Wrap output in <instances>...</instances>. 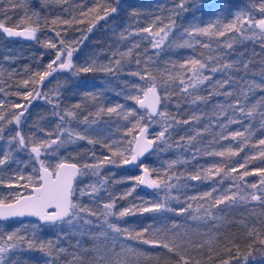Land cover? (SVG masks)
Here are the masks:
<instances>
[{
	"label": "trees",
	"instance_id": "obj_1",
	"mask_svg": "<svg viewBox=\"0 0 264 264\" xmlns=\"http://www.w3.org/2000/svg\"><path fill=\"white\" fill-rule=\"evenodd\" d=\"M180 2L181 0H67L65 3L63 0H0V23L16 28L37 24L40 27L37 32L38 39L34 43L8 41L0 33V71L3 72L0 76V103L4 105L0 108V115L5 118L0 121V126L4 129L0 134L2 136L0 159L5 154L9 155V160L0 166V199L10 202L15 198L16 193H28L30 188L25 190L18 186L8 187V184L27 183L26 180L17 181L16 177L36 175L34 169H38L39 166L34 154L30 152V146L21 149L18 141L12 139L17 132L25 137L26 142L30 139H55L59 125V131L68 127L82 135H87L89 139L98 141L89 144L87 140H77L65 144L56 155L41 156L40 159L48 164L57 163L61 159L77 163L78 166L95 163L96 158L111 155L103 144H112L113 141L121 142L124 147H130L125 143L132 139L127 132L132 124L136 123L137 117L146 116V113L138 109L135 101L128 99V96L142 95L139 89H146L149 84L148 80H142L139 75L132 73L143 74L144 68L147 67L156 77L158 84L168 74L174 77L169 82L168 99L162 100L161 110L175 116L181 123L168 120L172 127L169 129L170 134L166 133L165 136L167 143L158 141L143 165L149 168L151 178H156V171L153 170H158L161 176L164 172H168L169 175L183 174L184 178L179 183L186 186L172 190V196H178L179 201L174 199L165 201L162 189H154L150 193L143 191L134 179L139 176V170L126 169L123 164L104 165L99 177L91 174L79 176L74 186L78 191L87 189L89 185L98 184L101 178L107 177V183L104 184L106 191L101 190L95 198L77 195L73 199H79L83 205L98 213L103 210L105 203L112 201H115L114 212L135 206V215L129 214L122 218L113 216L109 218L110 222L128 229L133 235L138 231L149 229L145 234L148 238H153L152 234L156 232L155 238L169 241L174 238L182 245L176 249L179 253L177 255L161 247L142 244L138 240H121L120 243L145 253V255L129 256L128 264H180V255L189 258L191 264H196L197 261L199 264H222L224 260H230V264H264V247L258 243V239H264V204L250 201L237 203L230 208L220 205L212 209L220 219L194 218L199 217L209 207L212 198L199 197L211 191L213 187L218 190L212 194L216 197L224 192H237V185L245 187L247 184L258 183L261 179L258 175L246 176L243 180H233L232 177H239L245 171L256 172L264 168V157L260 156L264 145L259 144V140L264 139V117L261 115L264 112V89L254 87L248 93L249 106L253 103L257 105V111L252 117L244 116L239 111L233 113L227 105L235 102L239 94L238 89L246 88L248 85H259L264 80V42L257 38L241 41L236 32H229L223 37L195 35L189 38L186 34V30L194 27L216 25V28H219L223 24L231 23L232 8L237 3H244L255 19L264 18V13L259 11L264 5V0H183V10L178 8ZM106 3L117 8V12L109 15L106 20L95 22L94 17L90 15L84 18V24H73L66 34L61 32V35L75 37L78 41L72 46L77 49L73 53V64L81 67L94 61L97 70L76 75L67 71L55 72L44 81L43 85H38L53 103H49L44 98L33 99L24 116L21 117L19 125L14 120L8 123L14 112L23 111V109L11 108L12 103H22L26 106L29 104L20 96L13 95L15 92L23 94L31 90V83L25 88L20 82L28 79L32 72L43 70L52 59V49L44 46L45 38H59L56 37L55 30H61V26L52 25L51 20L58 16L70 18V14L78 15L81 8L87 10L97 4ZM12 5L20 6L12 7ZM174 12H178L179 15H173ZM100 14H103V7L100 9ZM170 17L175 20L174 31L163 47L153 48L150 43L153 37L139 30L152 26L155 32L159 27L168 24ZM92 22H95V27L88 32L87 29ZM121 33L125 34V39L121 38ZM178 33L184 35L178 37ZM230 38H235L232 49L224 47ZM183 40H190L193 47L178 46ZM204 42L210 43L211 48H203ZM130 49V57L120 56V53H126ZM208 57L217 59L208 61ZM190 58L208 61L218 67L220 65L217 60L221 63H233L234 66L246 62L249 66L246 70L241 67L239 71L224 70L214 75L205 70L204 74L213 75L214 81H222L231 76L227 89H219V91H233L234 95L233 97L216 95L217 89L212 87V81H208L197 89H189L190 93L207 98L206 102L198 100L193 104V97L189 93L181 92L184 85L179 83L180 78L186 83L191 81L192 73L188 71L191 66L181 67L187 65ZM117 59L121 60L119 66L115 64ZM137 60L140 61L139 64L136 63ZM109 62L111 63L108 64ZM106 67H112L115 71L100 70ZM57 87L60 93L58 97L54 92ZM158 92L163 96L164 88L158 87ZM56 103L59 104L58 108L54 107ZM77 104L80 108L74 109L73 106ZM117 104L123 105L125 110H135V115L130 116L128 120L103 113L99 116L95 115L99 108L106 109ZM220 105H224L223 111L226 115L221 113ZM67 110L75 111L76 118L66 116L65 121L62 122L55 113L63 114ZM193 114L200 117L198 122L193 121L189 124L182 122L190 119ZM85 117L91 122L90 124L82 123ZM158 119V116L151 118V121L145 118L141 123L148 126V132L152 134L151 124ZM231 119H237L239 122L229 123ZM222 124H227V128H222ZM137 131L138 129L133 131V135ZM235 131L244 132V138L238 137L232 140L229 135L228 139H223V135ZM197 132L200 135L197 136ZM48 133L51 135L49 136ZM193 136H196V139L189 144L188 138ZM181 137L184 139L182 140ZM60 138L64 139V137ZM241 147L243 150L235 156L226 154L221 157L208 154L226 152L228 148L236 151ZM51 151L52 149H48V152ZM173 161L177 163L170 169L168 166ZM241 164H244V167H240ZM216 167L223 168L219 175L215 174ZM231 167H236L237 171L225 176ZM209 168L213 172L209 179L199 181L187 179L189 174H203ZM175 182L173 180V183ZM132 188H135V191L125 196ZM260 188H264V185L255 190L246 188V191L259 193ZM191 196L198 198L189 200L188 197ZM156 202H165L173 211L142 212L140 210L141 206L150 207ZM188 203L192 207L186 212H181L180 210L187 207ZM225 208L227 210L222 212L221 209ZM81 216L85 214L81 213ZM86 219H90L92 224L78 221L76 227L63 223L41 226L34 220L0 223L2 226L0 239H5L12 232H18L34 241V246L31 248L22 243L9 253L8 260L11 264H94L91 259L93 251H104L110 241L100 236L101 232L106 231V226H102V217L98 219L96 216H91ZM157 229L161 231L157 232ZM110 235L115 234L110 233ZM254 238H257V242L252 244ZM208 241H211V244ZM48 242L53 244L51 256L48 255V249L41 251L39 247L40 243ZM250 244H252L251 249ZM60 248L64 251L60 252ZM229 248L231 252L228 251Z\"/></svg>",
	"mask_w": 264,
	"mask_h": 264
},
{
	"label": "snow or ice",
	"instance_id": "obj_2",
	"mask_svg": "<svg viewBox=\"0 0 264 264\" xmlns=\"http://www.w3.org/2000/svg\"><path fill=\"white\" fill-rule=\"evenodd\" d=\"M63 2H67V0H63ZM20 5H12V7H19ZM103 7V14H100V9ZM178 8L183 10L184 3L183 0L178 5ZM261 13H264V5L259 8ZM117 12V8L111 6L110 3H106L104 5H99L84 10L81 8V11L78 15H71L70 18H62L56 17L51 20V24L56 26H61V30H55L56 37H59L57 41L48 40L44 43L46 48L53 49V59L47 63V65L43 68V70H38L32 72L28 79L22 80L20 83L28 88L31 83V90L26 93L15 92L13 95L20 96L22 100L28 101L29 104L26 106L22 103H12L10 105L13 109H23L19 113H13L12 118H10L7 122L12 123L14 120L17 125L21 122V117L24 116L27 111V107L30 106V102L33 99L44 98L48 100L49 103H53L52 100L48 99V94L44 93L40 90L38 85H43L44 81L47 80L50 76H53L55 72L58 71H67L74 75L83 73L93 72L96 69L95 62L93 61L91 64L86 66L77 67L73 64V53L77 50L72 47L74 43H78L75 40H66L61 32L63 31L65 34L70 29L73 24H84L86 17L92 15L94 17V21L98 22L100 20H106L107 17L111 14ZM173 15H179L178 12H174ZM95 22L90 23L87 31L91 32L92 28L95 27ZM239 22V25H238ZM247 25V27H245ZM175 20L170 17L169 23L165 24L158 28L157 31L153 32L152 26L145 27L140 29L139 31L148 33L153 39L150 41L152 47L155 49H159L164 46L165 42L169 40V36L174 31ZM0 29H2L9 37L13 36H22L30 40H37V32L40 30L39 24L36 26H28L25 27L21 31L15 30L13 27H6L3 23H0ZM215 29V31H214ZM258 30V31H256ZM229 32H236L238 36L241 38V41L257 38L261 42H264V18L255 19L253 17H244L241 14L236 15L235 19L231 23H226L221 25L219 28H216V25H209L208 27H194L186 30V34L189 38L195 35H202L211 37L212 35L223 37ZM184 33H178V37H182ZM86 38V36L84 37ZM121 38L125 39L126 36L124 33H121ZM175 39V38H174ZM235 38H230L227 43L224 44V47L228 49L233 48V41ZM178 46L180 47H193V44L190 40H183ZM138 47V45H135ZM202 47L205 49H210L211 45L208 42H204ZM121 57H130L131 49L126 53H120ZM213 59H217L215 57H208V61ZM208 61H202L201 59L190 58L187 62V65H181V67H187L188 71L192 73L191 81L186 83L183 78H180L179 83L184 85L181 89L183 93H189L193 97L192 103L195 104L199 101H207V98L196 95L195 93H190L189 89H197L198 86L204 85L208 81H212V87L216 88V95H224L226 97H233V91L225 90L223 92L219 91V89H227L228 84L231 82V76L227 77L222 81H214L213 75L217 72L229 70V71H239L241 67L243 69H248V63L244 62L242 65H235L233 63H221L220 60H217L219 63V67L216 64L210 63ZM137 64L140 63L139 60L136 61ZM115 64L119 66L121 64V60H115ZM100 70H105L108 72H113L115 69L112 67L101 68ZM205 70L213 75H205ZM3 75V72L0 71V76ZM132 75H139L140 79L148 80L149 84L146 89H139L142 95H130L128 99L134 100L136 104L140 106V108H144L147 110L146 116L141 115L137 117L136 123L132 124V127L128 130L127 135L132 136L131 140L126 141L125 143L130 147H124L121 145V142L113 141L112 144H103V147L108 149V152L111 155H104L102 158H96L95 163H84L81 166H78L77 163H69L64 159L59 160V162L54 164H48L45 160L40 159L42 155H56L59 152V149L63 147L65 144L74 143L77 140H87L89 144H95L98 141L89 139L87 135H82L79 132H75L74 130L65 127L63 131H59L60 126H57L58 135L55 139H41L34 140L30 139L26 142L25 137L21 135L19 132L16 133L15 136L12 137L13 140H17L19 147L21 149L30 146V152L34 154V159L39 163V168L34 169L36 175H18L16 177L17 181L26 180L27 183L13 185L12 183L8 184V187L18 186L25 190H29L27 195H24L21 192L15 194V198L11 202H7L5 199H0V220H6L10 217H23V216H34L39 218V220L46 223H63L67 224L71 227H76V223L78 221H82L83 224H92L90 219H86V217L96 216L98 219L102 217V226H106V231L100 233L105 240L110 241V244L105 248L104 251L94 250L92 253L91 259L94 261V264H128L129 256L136 255H145L144 252L131 247L130 245L120 243L121 240H138L140 243L145 245H152L154 247H161L166 249L169 253H175L178 247L182 245L178 243L174 238L169 240H161L155 238L156 232H153V238H148L145 234L149 231V229H144L143 231H138L134 235L126 228L120 227L115 222H110L109 218L116 216L117 218L125 217L129 214L135 215V206L130 208H125L120 210L119 212H114L115 201L110 203H105L103 205V210L101 212L94 211L83 205L79 199L74 200V196H84L87 195L90 198H95L96 195L99 194L101 190L104 189V184L107 183V177L101 178L98 184L89 185L87 189L77 190L74 187V183L78 176H83L86 174H91L94 176H100L101 169L104 165L113 164L116 166H120L121 164H134L138 161L139 157H142L146 152L152 149L153 145H156L157 142H162L164 144L167 143L165 139L166 133H169V129L172 127L171 124L168 123V120L171 119L176 123H181V121L177 120L175 116L170 115L166 111L160 110V105L162 100L168 99L167 88L169 82L174 79L171 74H168L166 78H162L159 84L157 83V79L152 73L149 71L147 67L144 68L143 74L137 72L132 73ZM163 75V74H162ZM59 83V82H58ZM158 87H163L165 94L162 96L158 92ZM262 88L264 89V80L261 81L259 85H248L246 88L238 89V95L235 99L234 103H229L227 105L228 108L232 109L233 113L239 111L241 114L247 117H252L253 114L257 111V105L253 103L249 106L247 102L248 93H250L253 88ZM55 95L59 96V87L55 90ZM94 98V97H93ZM187 98V97H186ZM4 105L0 103V108H3ZM54 107L58 108L59 104H54ZM74 109L80 108V105H74ZM220 110L222 114L224 113V105H220ZM108 114L115 115L117 117H122L124 120H128L130 116L135 115V110L129 111L125 110L123 105H115L114 107L108 108H99L98 112L95 114L99 116L100 114ZM59 115L60 120L65 121V117H71L73 119L76 118V113L73 110H67L63 114L55 113ZM262 117H264V112L261 113ZM159 117L156 121L161 124V130L156 133L154 138H148L146 135L148 131V126L142 125V121L145 118H148L151 121L152 117ZM4 116L0 115V121L4 120ZM200 117L193 114L190 119L183 120L184 124L192 123L193 121L198 122ZM239 122L237 119L229 120V123ZM82 123L88 125L91 122L84 118ZM222 128H227V124H222ZM138 129V135H133V131ZM4 131L3 127L0 126V134ZM65 133L67 135L65 136ZM170 134V133H169ZM50 136L51 133H48ZM200 135L197 132V136ZM229 135L232 140H236L238 137L244 138L245 134L241 131H235L230 134L223 135V139H228ZM249 136H251V132H249ZM60 137H64L61 139ZM2 138V136H0ZM183 140L184 137H181ZM196 139V136L189 137L188 143L191 144L193 140ZM260 145H264V139L259 140ZM55 145V147H53ZM116 145V147H113ZM42 149L44 150L42 152ZM48 149H52L51 152H48ZM243 148H239L236 151H233L232 148H228L225 151L219 152H209V155L216 156H235L238 155L239 151H242ZM95 155V154H93ZM260 156L264 157V149L260 151ZM119 157V159H115ZM254 159V157H253ZM9 160V155L5 154L2 159H0V166L4 165ZM177 163L173 161L169 164V168L171 169L173 165ZM246 163V161H245ZM143 170V175L135 177L136 183L144 184L149 188L153 189H162L164 192L165 201L168 199H174L179 201L178 196H172L173 189H179L181 187H185L186 185H181L179 181L183 179V174L179 175H169L168 172H164L161 176V173L158 170L156 171V178H151V172L147 166L141 165ZM240 167H244V164H241ZM223 171V168L216 167L215 174L219 175L220 172ZM236 167L229 168L228 172L225 173L227 176L231 172H236ZM212 169H206L203 174L197 173L195 175L189 174L187 179L191 180H207L212 176ZM258 175L261 177L258 183L247 184L245 187H240L237 185V192H224L220 193L218 196L213 197V192H217L218 190L213 187L211 191L205 192L202 194L201 199L203 198H212L211 203L208 208L204 210V212L199 217H194L195 219H206L210 218L213 220L220 219L218 214H215L212 209L218 208L220 205H226L228 208L234 207L237 203L240 202H250V201H259L264 204V188H260L259 193L256 191L248 192L246 188L257 189L259 186L264 185V168L259 169L256 172L245 171L239 177H232L233 180H243L246 176ZM173 180L176 182L173 183ZM222 183V180L220 181ZM135 191V188L129 190L125 196L131 195L132 192ZM198 197L191 196L188 197L189 200H196ZM147 203V201L145 202ZM192 205L190 203L187 204V207L181 209V212H186L190 209ZM51 210V211H50ZM142 212H160V211H173L172 208L168 207L165 202H156L153 203L150 207L141 206L140 209ZM227 209H221V211H226ZM81 213H84L85 216H81ZM157 232L161 231L159 229ZM113 233L115 235H110ZM166 235V233H162ZM91 235V233H89ZM251 235V232H249ZM95 238V237H94ZM257 242V238H254L252 244ZM22 243L27 244L29 248L34 246V241L25 237L18 232H12L8 234L5 239H0V264H11V261L8 260V254L11 253L14 249H17ZM211 244V241H208ZM258 243L264 247V239H258ZM252 244L249 245L251 249ZM39 247L41 251L48 249V255H52L51 249L53 247L52 242L40 243ZM198 247H203V245H198ZM60 252H63L64 249L60 248ZM231 252V248L228 249ZM251 252H249V255ZM239 253H237V256ZM236 258V257H233ZM247 259V257H245ZM180 264H191L189 258L180 255ZM196 264H199L197 261ZM222 264H230V260H224Z\"/></svg>",
	"mask_w": 264,
	"mask_h": 264
},
{
	"label": "water",
	"instance_id": "obj_3",
	"mask_svg": "<svg viewBox=\"0 0 264 264\" xmlns=\"http://www.w3.org/2000/svg\"><path fill=\"white\" fill-rule=\"evenodd\" d=\"M6 27H10V26H6ZM13 28L15 30H17V31H21V30L24 29V28H16V27H13ZM0 33L8 41H24V42H29V43H34L36 41V40L27 39V38L22 37V36L9 37L7 35V33H5L2 29H0ZM136 106H137L138 109L143 110L145 113L147 112L146 109L140 108V106L138 104H136ZM161 106H162V102H161V105H160V110H161ZM152 118H156V117H152ZM138 134L139 133L137 131V133L135 135H138ZM146 135L148 136V138L151 139V137L148 135V133H146ZM154 147H155V145H153L152 149H150L148 152H146L142 157H139L138 158V161L136 163H134V164H127V165H124L123 164V167L126 168V169H138L139 170V173H140L139 176L143 175L144 173H143V170H142L141 165H143V162L146 159V157L154 150ZM69 163H73V162H69ZM38 168H39V166H38ZM78 178H79V176L77 177L76 181L78 180ZM76 181H75V183H76ZM75 183H74V186H75ZM139 185H140L141 189L143 191L147 192V193H150V192H152L154 190L153 188H149V187H147L144 184H139ZM27 194L28 193H26L24 195H27ZM25 220H34L37 223H39V225H41V226L53 224V223H50V222L49 223L43 222V221L39 220V218L34 217V216L10 217V218H8L6 220H0V223H5V222H9V221H25ZM57 223H60V222H57Z\"/></svg>",
	"mask_w": 264,
	"mask_h": 264
},
{
	"label": "rangeland",
	"instance_id": "obj_4",
	"mask_svg": "<svg viewBox=\"0 0 264 264\" xmlns=\"http://www.w3.org/2000/svg\"><path fill=\"white\" fill-rule=\"evenodd\" d=\"M238 14H241L242 16L244 17H253L254 18V15L253 13L250 11V9L244 4V3H237L235 5H233V8H232V16H233V20L235 19L236 15ZM238 25H239V22H238ZM245 27H247V25H245ZM258 31V30H256ZM63 36V35H62ZM66 40H75L77 41V39L75 37H71V36H63ZM46 41L48 40H52V41H57L59 38H55V37H48V38H45ZM75 45V43L73 44ZM72 45V46H73ZM50 49V48H48ZM53 49H52V53H53ZM53 55H52V59H53ZM51 59V60H52ZM111 62H109L108 64H110ZM165 94V92H164ZM151 129L153 131V133H149L148 131V134L151 138H154L156 133H158L160 130H161V124L160 123H157L156 121L152 122L151 124ZM159 126V127H158ZM159 129V130H158ZM73 154V152H71ZM147 198V197H146ZM0 229H2V226H0Z\"/></svg>",
	"mask_w": 264,
	"mask_h": 264
}]
</instances>
